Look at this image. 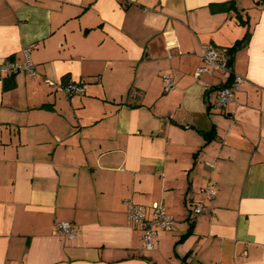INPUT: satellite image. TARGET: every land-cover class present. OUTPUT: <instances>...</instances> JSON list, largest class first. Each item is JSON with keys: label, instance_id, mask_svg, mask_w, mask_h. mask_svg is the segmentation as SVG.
Wrapping results in <instances>:
<instances>
[{"label": "crops", "instance_id": "1", "mask_svg": "<svg viewBox=\"0 0 264 264\" xmlns=\"http://www.w3.org/2000/svg\"><path fill=\"white\" fill-rule=\"evenodd\" d=\"M239 41L223 111L202 47ZM26 47L34 75L0 72V264H264V0H0V64ZM126 198L174 215L156 249Z\"/></svg>", "mask_w": 264, "mask_h": 264}, {"label": "built area", "instance_id": "2", "mask_svg": "<svg viewBox=\"0 0 264 264\" xmlns=\"http://www.w3.org/2000/svg\"><path fill=\"white\" fill-rule=\"evenodd\" d=\"M176 45V44H175ZM170 48H172L170 46ZM24 61L5 60L0 64V72L2 74H14L25 71L29 74L36 73V66L31 58L30 48L26 47L23 50ZM169 57H172L171 52ZM202 58L204 64L199 68V72L209 70H222L233 75L230 84L220 88L218 97L215 101V106L220 110L226 111L227 108L235 102L237 91L244 81L241 74L235 73L230 66L228 50H219L215 45L209 44L202 47ZM164 89L169 92L175 88V79L169 72L163 74ZM69 95L74 96L84 94L86 84L84 81L71 82L62 87ZM264 90V87L262 88ZM215 163H210V167L214 169ZM218 193L217 184L210 182L204 187L205 202H202L194 208L196 215L212 210L214 200ZM127 206L126 215L128 220L139 228L142 232V251H151L158 247L159 231L171 230L176 219L173 214L169 213L165 204L161 201H154L150 205L138 204L133 200L126 198ZM54 234H61L69 239L77 236V230L73 223L69 220H57Z\"/></svg>", "mask_w": 264, "mask_h": 264}, {"label": "trees", "instance_id": "3", "mask_svg": "<svg viewBox=\"0 0 264 264\" xmlns=\"http://www.w3.org/2000/svg\"><path fill=\"white\" fill-rule=\"evenodd\" d=\"M242 44H243V42H242V41H239V42H237L234 46H232L231 48H229V50H228L229 54H230V55H233V54L236 52V50H237ZM229 61H230V63L232 62V57H231V59H230ZM230 76H231V77H230L229 82L226 83L224 86L230 84V82L232 81V77H233V75H230ZM222 87H223V86H222ZM222 87H221V88H222Z\"/></svg>", "mask_w": 264, "mask_h": 264}]
</instances>
